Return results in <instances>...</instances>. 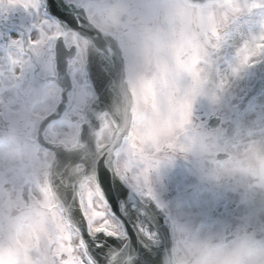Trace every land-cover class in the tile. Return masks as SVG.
Masks as SVG:
<instances>
[{
  "label": "snow or ice",
  "instance_id": "snow-or-ice-1",
  "mask_svg": "<svg viewBox=\"0 0 264 264\" xmlns=\"http://www.w3.org/2000/svg\"><path fill=\"white\" fill-rule=\"evenodd\" d=\"M163 4L0 0V23L18 13L31 20L21 25L23 34L0 48V139L23 145L41 165L40 173L25 182L0 173V200L23 202L38 190L48 207H53L49 200L58 202L56 227L41 229L43 244L30 264H109L113 249V264H161L168 247L163 222L153 224L145 215L151 209L127 197L131 191L152 198L149 172L159 165L158 137L174 138L183 131V144L167 147L185 151L205 128L193 120L198 87L174 102L164 99L172 95L170 88L159 93L146 89L152 115L143 116L139 125L134 122L136 131L125 129L111 111L121 83V58L111 44L120 37L109 27L122 15L140 25H157ZM194 6L208 4L195 0ZM228 24L213 28L214 38L203 47L191 39L178 43L180 52H195L185 68L205 62L214 69L216 99L264 66V0H233ZM57 41L63 46L54 52ZM105 129L111 132V144L103 142ZM190 129L192 135L187 134ZM69 168L80 174V182L68 178Z\"/></svg>",
  "mask_w": 264,
  "mask_h": 264
},
{
  "label": "clouds",
  "instance_id": "clouds-1",
  "mask_svg": "<svg viewBox=\"0 0 264 264\" xmlns=\"http://www.w3.org/2000/svg\"><path fill=\"white\" fill-rule=\"evenodd\" d=\"M195 0H164L160 23L140 25L128 15L120 16L109 27L119 39L111 44L121 58V83L116 88L112 115L129 131H136L143 116L152 115L151 97L146 89L159 93L170 88L168 102L180 99L198 87L194 105L203 97L215 98L216 73L205 62L193 69L184 67L192 48L183 52L178 43L191 39L194 43L212 40L213 28L229 27L228 18L233 0H199L207 7L194 6ZM192 135L190 129L187 133ZM185 133L173 137L160 136L159 164L172 161L177 155L189 156L200 166L203 177L219 189H228L249 203L264 208V118L242 123L225 122L222 131L202 129L185 151L172 150L170 143L183 144ZM103 142L112 143L111 132L103 131ZM41 171L37 158L23 145L7 138L0 139V173L25 182ZM68 178L80 182L75 169L67 170ZM27 188V184H24ZM45 195L34 190L31 199L23 202L7 197L0 200V264H30L43 244L41 229L53 230L57 210L55 200L45 204ZM161 264H264V212L245 218L244 226L230 237L222 232L202 230L184 224L179 218L171 232V241L162 255Z\"/></svg>",
  "mask_w": 264,
  "mask_h": 264
},
{
  "label": "rangeland",
  "instance_id": "rangeland-1",
  "mask_svg": "<svg viewBox=\"0 0 264 264\" xmlns=\"http://www.w3.org/2000/svg\"><path fill=\"white\" fill-rule=\"evenodd\" d=\"M30 23L23 13L7 24L0 23V48L23 34L21 25L26 27ZM212 117H221L217 129L225 127L226 121L238 124L264 118V66L235 81L229 93L220 94L218 102L205 96L194 105V123H203L208 130L206 126ZM149 186L152 192L149 199L170 216L173 226L179 218L186 225L230 237L244 226L246 217L264 212V208L249 203L237 193L219 189L206 180L198 162L190 156L185 159L177 155L174 160L164 161L150 170Z\"/></svg>",
  "mask_w": 264,
  "mask_h": 264
},
{
  "label": "water",
  "instance_id": "water-1",
  "mask_svg": "<svg viewBox=\"0 0 264 264\" xmlns=\"http://www.w3.org/2000/svg\"><path fill=\"white\" fill-rule=\"evenodd\" d=\"M66 27V26H65ZM62 42V41H61ZM61 47H62V43H61ZM61 112H63V107H61ZM58 119V118H57ZM218 121H212L209 125L211 128H215L216 125H217ZM127 199L132 202V203H139V204H142L144 208H148V209H151V215H149L148 213H145V215L148 216L149 220L152 221V223L154 224L155 221L158 219L160 221L163 222L164 224V221H163V218L161 216V214L159 213L158 210H156L150 203H142L141 201H139V199H137L136 196H134L130 191H129V195L127 197ZM142 226H145V227H148V225H142ZM164 227L165 229L167 230V241H168V246L170 244V241H171V237H170V232H169V228L167 225L164 224ZM152 230V229H150ZM111 239V238H109ZM168 248V247H167ZM167 248L165 249V251L167 250ZM115 251V249L111 250L109 252V264H113L112 260H111V256H112V253Z\"/></svg>",
  "mask_w": 264,
  "mask_h": 264
}]
</instances>
